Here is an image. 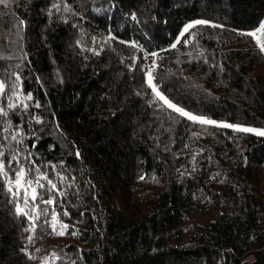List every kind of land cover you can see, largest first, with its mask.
<instances>
[{"label":"trees","instance_id":"obj_1","mask_svg":"<svg viewBox=\"0 0 264 264\" xmlns=\"http://www.w3.org/2000/svg\"><path fill=\"white\" fill-rule=\"evenodd\" d=\"M196 20L210 23L182 37ZM261 24L264 0L0 4L5 170L13 155L27 168L31 154L65 193L41 181L55 203L37 199L48 210L33 233L0 179V264H53V253L63 257L54 264H264V136L162 108L142 71L157 52L155 82L173 103L264 128V51L242 35ZM13 83L27 109L7 107L18 103Z\"/></svg>","mask_w":264,"mask_h":264},{"label":"snow or ice","instance_id":"obj_2","mask_svg":"<svg viewBox=\"0 0 264 264\" xmlns=\"http://www.w3.org/2000/svg\"><path fill=\"white\" fill-rule=\"evenodd\" d=\"M5 3V0H0V4ZM55 7V5H54ZM134 18V17H133ZM210 22L207 20H196L191 24H188L184 29L181 36L183 37L184 34H189V39H192L190 30L194 28L196 25H208ZM20 25H23V21H20ZM215 26V25H212ZM261 33L264 34V24H261L257 30L249 32V33H242V35H248L251 37L256 38V42L260 47L261 51H264V43H261V37L257 34ZM79 43V41L77 42ZM132 47H137L138 45L136 42H131ZM176 45L173 44L172 47H175ZM99 54V53H96ZM152 57H157V52H151L149 53ZM135 59V58H134ZM134 67V66H133ZM157 67L156 61L153 60L152 64L148 66L147 70L142 69L144 71L145 75V83L148 85V87L151 89V93L153 96V102L160 104V106L166 107L167 109H171L174 113H177L180 117L186 118L187 120L193 122V123H199L201 125H211V126H217V127H225L233 129L234 131H240L245 133H254L259 136H264V129H257V128H251V127H241L240 125H234L231 123H223L218 122L213 119H209L203 115H196L193 114L191 111L185 110V108L178 106L177 103H173L172 100L168 98L164 94V92L159 90L158 84L155 82V68ZM19 77L17 76V80ZM12 96H15L17 98L18 103H8V108H23L27 109L28 104L24 103L23 101H19V97L21 95V90L18 84L13 83L10 85ZM0 94H6L5 90V84L0 82ZM8 99H11V97H8ZM26 100H32V95L29 93L26 97ZM35 107L39 108L40 105L37 103L35 104ZM0 115L7 117L9 113L4 110L3 107H0ZM33 119H36L37 123H40L41 121L37 117H33ZM13 140H16L17 137L14 135L12 136ZM29 157H26L25 159L29 160V165L26 168L24 164L20 163V158L18 155H13L8 158V170H5V163H4V156L5 154L3 152H0V179H5V186L7 187V190L12 197L13 202L15 203V212L18 216L22 215L24 216L29 222H30V228H26L25 231H32L35 232L36 229V223L35 221L39 219L41 214L47 213V208L45 207L42 212L40 211V205L36 204L35 202L37 199H40V203L44 205H54L55 203V197L50 198L48 200H43L40 196L39 189H43L45 185L41 183V181L46 180L48 182V191L50 192H56L57 195L63 197L65 195L64 192L59 191L57 188V185L53 183L46 174H38L39 168L35 165V162L30 160ZM79 153L77 152V156ZM15 162L17 165H19L18 170L12 168V164ZM14 175L15 179L13 180L11 177ZM144 177H141L143 179ZM64 177H61V180H63ZM15 189V191L13 190ZM23 193V197L21 198L20 193ZM23 202V207L20 206V202ZM32 202L30 205L29 202ZM32 208L33 215H29V212L26 211V208ZM65 216L70 215L67 211H64L63 213ZM57 213L55 212V209H53V216H52V222L51 227L53 228V231L56 230L55 221L57 219ZM45 223H49L48 221H45ZM68 225L61 224L60 228L62 229L60 232H58V235H64L65 231L63 229H67ZM75 235V232H73ZM29 242L32 241L33 237L29 236ZM37 251H39L37 249ZM52 260L53 264L56 260L63 261L62 256H58L56 253L52 254Z\"/></svg>","mask_w":264,"mask_h":264},{"label":"built area","instance_id":"obj_3","mask_svg":"<svg viewBox=\"0 0 264 264\" xmlns=\"http://www.w3.org/2000/svg\"><path fill=\"white\" fill-rule=\"evenodd\" d=\"M153 60H154L153 57L148 54L147 58H146V70H147L148 66L152 64Z\"/></svg>","mask_w":264,"mask_h":264},{"label":"water","instance_id":"obj_4","mask_svg":"<svg viewBox=\"0 0 264 264\" xmlns=\"http://www.w3.org/2000/svg\"><path fill=\"white\" fill-rule=\"evenodd\" d=\"M260 37H261V41H264V34H261Z\"/></svg>","mask_w":264,"mask_h":264},{"label":"rangeland","instance_id":"obj_5","mask_svg":"<svg viewBox=\"0 0 264 264\" xmlns=\"http://www.w3.org/2000/svg\"><path fill=\"white\" fill-rule=\"evenodd\" d=\"M260 129H264V128H260Z\"/></svg>","mask_w":264,"mask_h":264}]
</instances>
